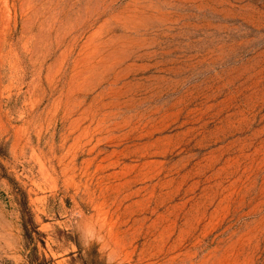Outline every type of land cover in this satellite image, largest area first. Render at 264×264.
Returning <instances> with one entry per match:
<instances>
[{
  "label": "rangeland",
  "instance_id": "374dc122",
  "mask_svg": "<svg viewBox=\"0 0 264 264\" xmlns=\"http://www.w3.org/2000/svg\"><path fill=\"white\" fill-rule=\"evenodd\" d=\"M264 264V0H0V264Z\"/></svg>",
  "mask_w": 264,
  "mask_h": 264
},
{
  "label": "trees",
  "instance_id": "16d2710c",
  "mask_svg": "<svg viewBox=\"0 0 264 264\" xmlns=\"http://www.w3.org/2000/svg\"><path fill=\"white\" fill-rule=\"evenodd\" d=\"M20 211L24 238L26 240V249L28 251V264H41L38 257V247L34 239V233H37L36 227L27 220V215L29 214L27 201L21 203Z\"/></svg>",
  "mask_w": 264,
  "mask_h": 264
}]
</instances>
